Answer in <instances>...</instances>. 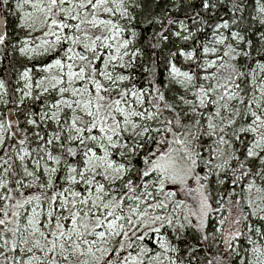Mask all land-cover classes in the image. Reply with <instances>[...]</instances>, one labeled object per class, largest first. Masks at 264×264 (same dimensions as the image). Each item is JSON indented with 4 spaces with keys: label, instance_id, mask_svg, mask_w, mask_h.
<instances>
[{
    "label": "snow or ice",
    "instance_id": "snow-or-ice-1",
    "mask_svg": "<svg viewBox=\"0 0 264 264\" xmlns=\"http://www.w3.org/2000/svg\"><path fill=\"white\" fill-rule=\"evenodd\" d=\"M0 264H264V0H0Z\"/></svg>",
    "mask_w": 264,
    "mask_h": 264
}]
</instances>
